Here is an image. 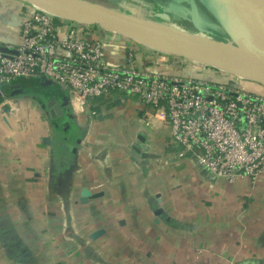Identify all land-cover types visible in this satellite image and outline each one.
<instances>
[{
    "label": "crops",
    "instance_id": "obj_1",
    "mask_svg": "<svg viewBox=\"0 0 264 264\" xmlns=\"http://www.w3.org/2000/svg\"><path fill=\"white\" fill-rule=\"evenodd\" d=\"M23 19L0 23L2 44L19 42ZM99 34L111 64L133 50L139 68L182 73L184 60ZM61 91L62 118L32 92L20 126L0 117V264H264V175L228 182L180 157L168 128L143 125L148 109L136 98L71 119Z\"/></svg>",
    "mask_w": 264,
    "mask_h": 264
},
{
    "label": "built area",
    "instance_id": "obj_2",
    "mask_svg": "<svg viewBox=\"0 0 264 264\" xmlns=\"http://www.w3.org/2000/svg\"><path fill=\"white\" fill-rule=\"evenodd\" d=\"M29 7L19 42H0V117L6 122L21 125L26 97L6 89L21 79L45 78L67 90L75 118L87 111L99 117V102L136 98L148 109L143 125L155 133L168 128L180 157L191 155L228 182L264 175V91L248 89L242 78L216 82L173 67L169 73L139 68L133 50L124 63L111 64L101 29Z\"/></svg>",
    "mask_w": 264,
    "mask_h": 264
},
{
    "label": "water",
    "instance_id": "obj_3",
    "mask_svg": "<svg viewBox=\"0 0 264 264\" xmlns=\"http://www.w3.org/2000/svg\"><path fill=\"white\" fill-rule=\"evenodd\" d=\"M20 1L52 13L62 19L82 25L96 26L101 29V33L103 34H120L155 44H157L156 41H161L179 43L189 47L192 46L198 52L199 57L186 52H171L193 58L201 64L235 74L242 79L264 86V0H204L207 7H211V10L214 11L222 25L230 33L232 42L238 46H243L245 49L243 54L248 53L254 58L257 70L234 67L219 61L214 58L219 55H210L187 33L170 28H162L154 23L126 16L97 4L83 0ZM191 6L190 13L193 23L197 25L199 23L198 9L194 2L191 3ZM202 49L207 53L205 54ZM221 55L240 56L241 54L229 52ZM46 81L45 78L42 79V82ZM11 89L13 95H26L30 93V90L22 88L20 84L13 86ZM69 105L68 101V107ZM42 108L50 110L55 120L65 116L63 107H61L55 97L47 105H42ZM69 116V118L75 119L71 113ZM140 138L143 140L142 136ZM136 150L142 153V151ZM87 197H92V193L85 189L82 193V201H85Z\"/></svg>",
    "mask_w": 264,
    "mask_h": 264
},
{
    "label": "rangeland",
    "instance_id": "obj_4",
    "mask_svg": "<svg viewBox=\"0 0 264 264\" xmlns=\"http://www.w3.org/2000/svg\"><path fill=\"white\" fill-rule=\"evenodd\" d=\"M88 1L97 3L99 6L105 7L106 9L111 11H115L124 14L126 16H130L154 23L156 25L161 26L162 28H170L180 32L187 33L189 36L194 38L210 55H220L229 52H233L235 54H243L245 52L243 46H238L235 43H233L232 40L223 38L212 31L205 30L204 28H200L197 31L188 30V26L192 25L191 17L188 20H184L182 19L181 16H179L178 13L176 14V17H173L171 15H168L165 9L162 8L153 9L152 6H149L144 2L141 3V1L139 0H88ZM176 1L180 2V0H176ZM0 4L5 5L4 13H0V23L5 27H9L8 25H11L12 27H14L15 25L18 26L19 18H21L22 16L25 18V15L28 12V10H24L22 13L20 12L19 14H17L18 13L17 11H19L17 8L20 6V4H23L24 6H31L20 0H0ZM3 5H1L0 7H2ZM205 6L202 7V9L198 7V17L200 22L202 21V24H206V22L210 24L209 21L214 22L216 15L211 10L210 6L208 7ZM189 14L191 15V13ZM60 20L65 21L66 19L61 18ZM19 26H21V23ZM107 35L112 37L119 36L123 41L127 43L128 47L139 48L142 54L154 53V54H158L159 56L163 55L168 57L169 59H173L174 65L177 63L175 60L178 59L184 60V64L182 66L183 69L182 74L194 75L202 79L208 78L216 82L222 81L221 78H226L230 80V82L232 83L233 81H237L240 78L235 74L214 69L206 64H201L193 58H189L179 55L177 53H173L171 52L172 50L163 49V47L161 48L159 47V45L155 43L141 41L120 34L107 33ZM235 57L239 58V56H235ZM243 80L246 84H248L249 86L248 89L250 90H253L254 88L250 87L249 84H258L245 79ZM50 84H51L50 81L40 82L41 87L44 86L48 87L50 86ZM260 86L263 87V85ZM262 90L264 91V89ZM48 101L50 100L43 99L44 102L43 104H46Z\"/></svg>",
    "mask_w": 264,
    "mask_h": 264
},
{
    "label": "trees",
    "instance_id": "obj_5",
    "mask_svg": "<svg viewBox=\"0 0 264 264\" xmlns=\"http://www.w3.org/2000/svg\"><path fill=\"white\" fill-rule=\"evenodd\" d=\"M141 3L148 4L149 6H152L153 9H165L168 15H171L173 17H176V14L178 13L179 16L182 17L184 20H188L191 17L192 25L188 26V30H194L197 31L200 28H204L205 30L212 31L215 34L232 40V36L230 33L225 29V27L222 25L220 20L217 16H215V21L211 22L210 24L206 22V24H202V21L196 25L193 23L192 16L189 14L191 11V3L194 2L196 4V7L198 9L204 7L206 4L204 3V0H139ZM207 7V6H205ZM179 11H178V10ZM189 10V11H188ZM181 12V13H180ZM189 12V13H188ZM214 12V11H213ZM41 79H21L17 83H21L25 89L30 90L33 94L36 95L37 100L39 103L43 104V99L51 100L53 97L61 98V88L53 83L50 84L48 87H41L40 82ZM7 95H13L12 89L9 87L6 89ZM38 95V96H37ZM3 100L2 97H0V103Z\"/></svg>",
    "mask_w": 264,
    "mask_h": 264
},
{
    "label": "bare ground",
    "instance_id": "obj_6",
    "mask_svg": "<svg viewBox=\"0 0 264 264\" xmlns=\"http://www.w3.org/2000/svg\"><path fill=\"white\" fill-rule=\"evenodd\" d=\"M156 43L159 46L163 47V49H168V50L177 51V52H186V53H190V54H193V55L199 57L198 52L192 46L189 47V46L182 45L179 43H174V42H161V41L158 42V41H156ZM202 51L205 54L207 53L204 49H202ZM214 58L218 59L221 62L229 64L230 66L242 67V68H247V69H251V70H257V66H256V62H255L254 58L248 53H245L243 55L241 54L239 56V58H236L235 56H232V55H221V54L219 56H215ZM153 122L155 124V128H157L158 127L157 126L158 120H154Z\"/></svg>",
    "mask_w": 264,
    "mask_h": 264
},
{
    "label": "flooded vegetation",
    "instance_id": "obj_7",
    "mask_svg": "<svg viewBox=\"0 0 264 264\" xmlns=\"http://www.w3.org/2000/svg\"><path fill=\"white\" fill-rule=\"evenodd\" d=\"M70 113V112H69Z\"/></svg>",
    "mask_w": 264,
    "mask_h": 264
}]
</instances>
